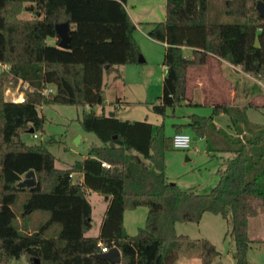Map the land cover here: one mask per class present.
Instances as JSON below:
<instances>
[{"label":"trees","instance_id":"1","mask_svg":"<svg viewBox=\"0 0 264 264\" xmlns=\"http://www.w3.org/2000/svg\"><path fill=\"white\" fill-rule=\"evenodd\" d=\"M257 1L225 0L224 13L236 21L213 22L211 0H166L165 20L154 22L148 33L166 44L168 71L160 103L153 106L156 113L165 116L167 108L183 103L189 67L205 65L209 54L264 80V17L256 10ZM126 2L0 0V62L9 65L0 76V264L22 258L27 264H118L95 256L103 247L115 246L121 251L120 264H175L187 239L177 233L176 224L200 222L206 212L228 220L236 264H250L249 219L264 213V126L246 118L247 130L240 126L238 140L228 139L229 149L224 151L232 155L223 160L220 180L207 193L167 180L166 153L174 148L173 135L165 133L164 124L155 128L147 119L122 120L105 112L84 111L80 123L100 143L92 144L84 158L67 168L56 166L49 148L59 143L57 139L33 145L23 139L31 128L43 131L46 118L41 106H104L105 76L120 65L140 63L137 26ZM27 3L32 18L22 16ZM63 21L72 24L70 49L58 46L55 24ZM50 37L56 38V44L48 43ZM184 47L191 48L189 54ZM11 76L29 84L24 102L5 99V82ZM49 87L54 91L44 93ZM247 108L217 104L210 116L194 113L187 124H176V132L190 128L209 139L219 131L215 114H246ZM30 170L35 171L37 184L19 186ZM75 173L83 174V180L75 181L71 176ZM88 189L108 198L98 236L87 235L92 228ZM23 192L26 196L18 213L14 205ZM139 206L148 207L146 224L129 235L125 211ZM36 211L49 212L41 226L19 222ZM54 224L60 229L47 235ZM201 247V264H212L220 254L216 246L203 239Z\"/></svg>","mask_w":264,"mask_h":264},{"label":"rangeland","instance_id":"2","mask_svg":"<svg viewBox=\"0 0 264 264\" xmlns=\"http://www.w3.org/2000/svg\"><path fill=\"white\" fill-rule=\"evenodd\" d=\"M26 10L22 16L32 18L31 4H25ZM126 8L137 24L136 33L140 39L141 56L145 61L132 65H120L117 71L104 78L105 85L112 82L117 74H121V81L116 87L106 89L107 102L104 106L95 107L51 103L39 108L40 113L45 115L43 131L38 137L33 133L23 134V139L30 145L45 143L51 139H57L59 143L49 148L56 156V164L68 167L70 164L86 155L94 143L100 140L92 132L83 129L80 119L84 111H95L100 114L115 111L122 120H148L155 125L164 124L165 133L174 135L176 124H187L189 114L196 113L210 116L213 113L211 107L203 105H178L175 108H167V115L163 116L153 110L155 104L160 103L163 92V81L165 77V45L149 36L154 22L164 21L166 18V0H127ZM225 0H211L209 19L213 22H234L235 18L224 13ZM49 44H56V38H48ZM8 69H0V76ZM188 72V71H187ZM187 82V75H186ZM20 80L11 79L5 82V99L10 98L8 89L14 91ZM22 90L24 88L22 87ZM28 91L25 90V92ZM186 98V93H185ZM185 101V100H184ZM183 101V102H184ZM230 106V105H229ZM236 109L237 106H231ZM261 110V111H260ZM251 110L243 114L235 111L229 114V119L217 118L218 133L213 132L211 138L202 139L190 128L183 130L192 136V144L189 149L173 148L166 153V175L171 183H177L183 189H192L198 193L210 192L220 180V171L225 168L223 156H227L226 145H230L228 139L238 140V130L245 126L246 118L257 126H264V109ZM217 115V114H215ZM233 116V117H232ZM237 122H233L234 119ZM227 135V136H226ZM244 134L240 135L243 136ZM245 139V136H244ZM220 141V142H219ZM223 142V144H222ZM135 154L134 151L130 152ZM151 169L155 167L150 161L145 160ZM26 193H21L16 204V211L20 213L21 205ZM87 198L92 205V228L87 232L88 236H98L103 216L105 214L106 196L87 190ZM148 215V207L139 206L135 209L125 211L124 224L129 235L138 233L139 228L144 227ZM49 218V212L36 211L26 218H19L28 226H41ZM60 229L59 224H54L47 235L55 234ZM231 224L220 214L206 212L200 222H178L176 231L180 235H186L187 239L182 241L179 256L175 264H201V242L203 239L210 240L219 251V255L212 264H236L233 256L235 240L230 233ZM248 234L251 239L250 249L247 254L250 264H264V213L249 219ZM12 264H27L25 258L13 261Z\"/></svg>","mask_w":264,"mask_h":264},{"label":"crops","instance_id":"3","mask_svg":"<svg viewBox=\"0 0 264 264\" xmlns=\"http://www.w3.org/2000/svg\"><path fill=\"white\" fill-rule=\"evenodd\" d=\"M130 16L133 19L131 14ZM136 32H135V37L137 41L141 43ZM164 45L166 47L165 43ZM184 50L186 54H189L191 48L184 47ZM166 70H167V66H165V72H164L165 77L167 74ZM121 77L122 75L119 78H116L115 76L112 82L110 81L106 83V89L116 87L118 84L117 82L121 81ZM186 104L203 105V106L211 107L212 109L217 104H226L230 106H237L236 107L237 110L239 108L241 109L242 107L247 106L248 108L246 110V113H249L251 110L259 111L260 109H264V80L243 72L238 66L231 64L227 60H224L214 54H209L207 63L205 65L192 66L189 67L188 69L187 82H186V98L181 105H186ZM257 107H259L260 109H258ZM109 113L110 114L114 113L117 116V112L115 111L111 110ZM191 114H189V116ZM228 115L229 114L226 112H220V114L215 115L214 116L215 124L217 125L216 120L219 117L222 119L223 118L229 119ZM175 133L176 130L174 131L173 134ZM200 138L207 140L206 137H200ZM226 148L229 149V145H226ZM225 151L227 153L226 154L227 156H223V160L226 157H230L232 155L228 150ZM84 157L85 155L82 158ZM56 166L58 168H67V167L58 166L57 164ZM74 175L75 178L79 180H83L84 178L83 174L81 173H75ZM106 199L108 201L107 197ZM107 206H108V202H107Z\"/></svg>","mask_w":264,"mask_h":264},{"label":"water","instance_id":"4","mask_svg":"<svg viewBox=\"0 0 264 264\" xmlns=\"http://www.w3.org/2000/svg\"><path fill=\"white\" fill-rule=\"evenodd\" d=\"M256 10L260 16L264 17V0H258L256 3ZM55 29L59 38L58 46L63 49L71 48V33L72 24L70 21H63L55 24ZM256 45H260L259 38L256 39ZM145 61L144 57L139 58V62ZM110 115L114 116V113ZM30 133L34 132V129L29 130ZM37 184V176L34 170L28 171L23 180L19 182V186L31 188ZM96 257L109 259L115 263L120 264L122 262L121 251L118 247H112L107 252H100L95 255ZM38 262V261H37Z\"/></svg>","mask_w":264,"mask_h":264},{"label":"built area","instance_id":"5","mask_svg":"<svg viewBox=\"0 0 264 264\" xmlns=\"http://www.w3.org/2000/svg\"><path fill=\"white\" fill-rule=\"evenodd\" d=\"M0 69H9V65L7 63L0 62ZM168 71V68L167 70ZM22 87L24 90H22ZM30 89L29 84L22 79H20V84L18 87L12 91L11 89H8L7 94L10 95V98H6L7 101H12L15 103L18 102H24L26 100V92L25 90ZM54 91L53 87L47 88L44 93H52ZM40 132H34V137H38ZM192 144V136L187 132H176L173 135V147L176 149H189ZM104 165H107L104 163ZM108 166V165H107ZM71 176L74 178L75 181L78 179L75 178L74 174H71ZM109 248L103 247L102 252H107Z\"/></svg>","mask_w":264,"mask_h":264}]
</instances>
